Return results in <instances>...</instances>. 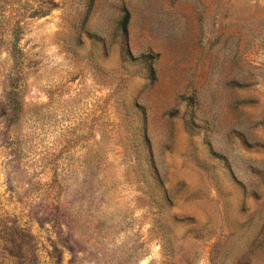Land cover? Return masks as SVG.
<instances>
[{
  "label": "rangeland",
  "instance_id": "obj_1",
  "mask_svg": "<svg viewBox=\"0 0 264 264\" xmlns=\"http://www.w3.org/2000/svg\"><path fill=\"white\" fill-rule=\"evenodd\" d=\"M0 264H264V0H0Z\"/></svg>",
  "mask_w": 264,
  "mask_h": 264
},
{
  "label": "trees",
  "instance_id": "obj_2",
  "mask_svg": "<svg viewBox=\"0 0 264 264\" xmlns=\"http://www.w3.org/2000/svg\"><path fill=\"white\" fill-rule=\"evenodd\" d=\"M128 18H129V13H126V17L123 19L125 26H126V24L128 22ZM14 94H15V92H13V91H10L8 93V103L10 104V106H13L14 105V99H13Z\"/></svg>",
  "mask_w": 264,
  "mask_h": 264
}]
</instances>
